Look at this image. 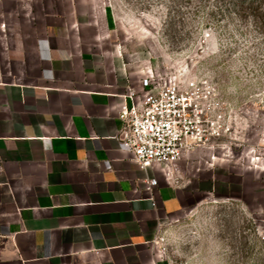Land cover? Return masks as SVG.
<instances>
[{"label": "crops", "instance_id": "obj_1", "mask_svg": "<svg viewBox=\"0 0 264 264\" xmlns=\"http://www.w3.org/2000/svg\"><path fill=\"white\" fill-rule=\"evenodd\" d=\"M153 74L96 0H0V264H170L161 234L222 158L134 160L119 112Z\"/></svg>", "mask_w": 264, "mask_h": 264}, {"label": "rangeland", "instance_id": "obj_2", "mask_svg": "<svg viewBox=\"0 0 264 264\" xmlns=\"http://www.w3.org/2000/svg\"><path fill=\"white\" fill-rule=\"evenodd\" d=\"M96 1L156 75L211 78L233 105L231 149L214 152L222 158L216 189L165 228L167 261L264 264V22L236 16L233 0Z\"/></svg>", "mask_w": 264, "mask_h": 264}, {"label": "built area", "instance_id": "obj_3", "mask_svg": "<svg viewBox=\"0 0 264 264\" xmlns=\"http://www.w3.org/2000/svg\"><path fill=\"white\" fill-rule=\"evenodd\" d=\"M142 85V92L129 88L131 104L119 112L121 142L142 169L199 149H231L233 105L213 79L178 82L155 73Z\"/></svg>", "mask_w": 264, "mask_h": 264}, {"label": "trees", "instance_id": "obj_4", "mask_svg": "<svg viewBox=\"0 0 264 264\" xmlns=\"http://www.w3.org/2000/svg\"><path fill=\"white\" fill-rule=\"evenodd\" d=\"M236 16H252L255 22H264V0H233ZM238 2V3H237Z\"/></svg>", "mask_w": 264, "mask_h": 264}]
</instances>
